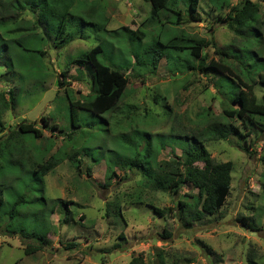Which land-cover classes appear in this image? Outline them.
Instances as JSON below:
<instances>
[{"label": "rangeland", "instance_id": "rangeland-1", "mask_svg": "<svg viewBox=\"0 0 264 264\" xmlns=\"http://www.w3.org/2000/svg\"><path fill=\"white\" fill-rule=\"evenodd\" d=\"M4 1L3 7L8 2ZM80 1L84 2V12L76 11L87 22L79 25L81 31L61 48L49 44L41 29L40 35L34 34L26 23L32 16L21 11L23 8L13 12L8 9L6 15L0 12V45L5 47L0 52V92L6 97L9 89L22 94L15 108L0 114L4 126L0 138L21 120L35 122L43 131L41 139L31 132L21 133L0 146V193L5 209L9 210L14 199L24 193L25 202L19 210L27 214L14 217L12 223L32 232L31 236H23L7 231L5 222L10 218L6 215L0 225V264H128L139 255L142 264H264V117L260 119L263 129L259 125L242 128L243 132L250 129L246 137L228 135L225 139L205 140L216 160L232 162L230 192L217 212L193 221L190 227L183 226L172 211L160 217L146 204L174 207L185 193L197 192L189 183L179 193L171 194L144 184L146 179L137 167L117 166L114 175L109 179L105 176L111 158L124 157L127 149L132 154L136 145L142 152L149 147L159 150L158 160L174 155L183 157L189 141L186 134L192 128H200L204 117L222 120L226 117L222 110L236 106L227 94L237 91L236 84L212 69L201 72L192 68L197 60L188 55L187 48L171 58L163 56L155 69L143 64L134 68L136 57L132 51L141 52V43L145 45L157 38L165 42L175 37L176 42L187 45L190 41L179 37L195 34L221 48L233 43L227 48L235 52L236 59L222 56L212 45L205 48L208 59L233 62L244 79L256 78L258 72L264 71V0H250L257 6L258 21L253 28L244 27L242 34L214 18L221 5L223 15L233 14L232 7L241 8L246 0H197L202 19L183 21L180 26L157 20L148 22L147 0ZM169 7L181 8L183 17H188L189 0H170ZM175 16L172 10L164 9L159 19L165 22L166 17ZM91 22L102 23L108 31L95 30ZM23 25L22 29L17 28ZM77 27L72 25L70 30ZM137 27L145 30L142 39L132 33ZM39 36L42 39H37ZM96 44L103 47L100 59L105 63L124 68L130 60V67L125 69L129 83L110 111L94 114L77 108L80 127L75 128L71 125L69 100L91 93L92 71L88 66H73L67 69L65 78L60 72L71 57ZM40 46L46 50L44 58L31 51ZM8 59L19 62L31 76L36 75L43 59L42 70L47 74L35 81L25 80L17 67L5 64ZM63 78L66 83L60 85ZM65 87L69 90L64 91ZM254 91L260 99L264 84L256 83ZM47 115L52 120L47 119L49 125H43L41 117ZM54 123L57 127L51 129ZM47 138L54 141L52 151L57 147L81 150L84 162L79 174L67 159L61 161L44 177L46 203L42 199L31 202L40 195L39 184L32 179L33 172L26 161L23 168L19 164L9 166V146L12 144L16 153L35 148V158L40 159L37 145L46 143ZM28 154L32 159V153ZM86 166L90 175L85 172ZM54 198L72 202L59 204L48 218L46 211L34 214V210L48 207ZM65 211L66 221H62ZM243 218L248 224H244ZM49 223L51 228L41 248L25 253L26 247L38 245L37 234ZM71 242L75 245L69 246Z\"/></svg>", "mask_w": 264, "mask_h": 264}, {"label": "trees", "instance_id": "trees-1", "mask_svg": "<svg viewBox=\"0 0 264 264\" xmlns=\"http://www.w3.org/2000/svg\"><path fill=\"white\" fill-rule=\"evenodd\" d=\"M7 1V5L3 7V4L6 3L4 0H0L1 14L6 15L5 13L8 9H11V12H13L16 9L23 8L21 11H27L32 16L31 20H27L26 23L29 27L34 29V34L37 36L40 35L38 30L41 29L45 32L49 44H52V46L56 48H61L66 45V43L77 34V32L81 31L79 25L87 22L84 20L85 18L80 16V13L77 12L83 11L84 8V2H81L80 0H25L23 3L17 5L12 3L13 0ZM147 1L150 2L149 15L147 17L148 22L157 20L161 24L169 22L176 26H180L183 21H197L202 19L201 15L198 14L197 0H189V10L187 11L188 17L186 18L183 17L181 8L169 7L170 0ZM222 2H225V0ZM246 4L248 5L246 6ZM164 9L172 10L176 16L172 19L166 17L165 22H163V18L159 19V17ZM232 10H234L233 14L228 12V14L226 13L223 15L221 5L220 13L214 19L216 21H225L226 25L237 34H242L241 32L244 30L243 28L246 26L253 28L258 21L257 6L250 2V0H246L244 6L241 8L232 7ZM91 23L95 30L103 29L108 31L106 26H103L102 23H99L100 25H97L96 22ZM72 25L78 26L77 29L71 31L70 27ZM23 27L24 25L17 28L22 29ZM123 27L125 28V26ZM139 28L137 27L132 33L139 39H142L145 35V30ZM250 31L252 32L253 30ZM249 33L248 35H250ZM179 38H181L180 40L185 39L186 41H190V44L183 45L182 43L176 42L175 37L165 42H162L157 38L152 39V42L145 45L141 43L138 46V48L141 49V52L137 49L132 51L133 55L136 57V63L133 67L135 68V66L143 64L146 66L149 65L152 69H155L163 56L171 58L174 54L178 55L180 53L179 51L187 48L188 55L197 60V64L192 65V68H196L201 72L207 69H212L219 72L222 77H226L232 83L236 84L238 88L237 91H228L227 93L230 102L236 104V106L228 109L224 108L222 112L226 117L222 120H213L204 117L200 128H192L190 133L186 134L189 141L185 146L183 157L174 155L158 160L157 154L159 150L149 147L146 149V152H142L136 149V145L135 151L132 154H130L127 149V155H124V157L118 156L115 160H112L111 158V161L106 165L105 176L109 179L114 175L117 166L129 168L137 167L141 170L146 179L144 184H150L161 191H167L171 194L179 193L181 188L186 183H189L192 188L197 189V192L195 194L192 192L185 193L177 199L174 207H157L148 202L146 204L151 206L154 213L160 217H164L167 212L172 211L183 226L190 227L193 221L201 220L205 216L217 212L223 206L230 192L232 162L229 160H216L207 149L205 140L225 139L228 135H235L240 138L246 137L250 129H248L247 132H243L242 128L249 127V125H259L260 128L263 129L262 121H260V119L264 117V93H262L261 98L259 99L254 91V86L256 83L264 84V71L258 72L256 78L247 80L240 75V72H238L236 68H234L232 65L233 62H228L224 59H208L205 48L210 45H212L214 50L222 56L227 58L233 57L236 59L235 52L227 48L228 46L233 45V43H230V45L227 44L226 47L221 48L217 46L214 41L195 34H182ZM37 39L40 40L42 38L39 36ZM44 46L31 48V51L37 52L41 58H44L46 55ZM4 48V45H0V52L1 50H4ZM166 49L169 50L168 53H165ZM102 52L103 47L101 44L89 47L81 51L78 55L71 57L66 64V68L62 69L60 72L65 78L67 75V69H70L73 66H88L92 71L91 93L84 96L82 99L76 98L75 100H69L72 127H80L77 108L91 111L94 114L110 111L116 107L118 100L127 88L129 76L125 69L130 67V60L127 59L126 67L119 68L112 63L108 64L103 62L100 59ZM5 53L7 54V51ZM17 55L19 56L20 53L17 52ZM6 63L10 66L17 67L19 73L25 80L35 81L47 74L42 70L43 68L45 69L43 59L39 61L35 76H31L28 71L24 70L19 62L15 64L14 61L8 59L5 64ZM64 78L59 80L60 85L66 83ZM64 89V91H66L68 88L65 87ZM8 94L9 96L6 97L3 92H0V114L9 108H15L20 103L22 94H20L19 90L15 93L13 90L9 89ZM41 119L44 122L43 125H49L47 119L52 120L48 115L42 116ZM56 127V123L50 125L51 129ZM9 129L8 134L1 136L0 146L4 140L9 141V139L13 137L18 138L21 133L31 132L35 138L39 139L43 136L42 129L35 125V122L21 120L16 125V128L10 127ZM59 129L62 130L61 128ZM3 130L4 126L0 120V131ZM45 140L46 139L44 138V141ZM43 143L42 145H37V148L40 151V159L35 158V148L25 149L26 151L22 150L20 153H16L13 145L11 144L9 146V150H12L10 158L8 159L9 166L14 167L19 164L23 168L26 161L28 163L26 165H28L33 172L32 179L39 184L40 195L35 196L31 202L36 199H42L40 201L46 203L47 198L45 199L43 197L45 188L44 177L50 171H53L61 161L67 159L79 174H81L84 162L80 156L81 150L79 149L71 148V150H66L62 147H57L52 151L54 145L52 139L47 138V142ZM29 152L32 153V159L28 154ZM262 161L264 163V156H262ZM198 163H202L203 165L199 166ZM0 167H3V165L0 164ZM85 172L87 175H90L89 166H86ZM50 201L51 203L48 207L45 206L43 209L39 208L34 210V214L41 215L46 211V217H49L50 214L55 212L56 207L59 204L66 205L67 203L69 204L72 202V200L64 201L60 198H54ZM4 202V197L0 193V225L4 222V218L7 215L10 218L9 222H5V229L7 231L14 233L19 232L23 236H31L32 232H26L24 227H16L15 224L12 223L14 217H21V215L23 216L27 214V211L20 212L19 210V205L25 202L24 193L19 194V196L14 199L9 210L5 209ZM138 202H140V200H138ZM65 209L67 210V207H65ZM117 211L118 214L121 215V210L119 208H117ZM66 214L65 211L62 221H66ZM242 220L244 224H248V222L246 223L245 218ZM45 226L46 229L37 234V238L39 239L38 245L29 248L26 247L24 249L25 253L36 251L41 248V243L46 241L45 234L50 230L51 223L46 224ZM252 227L253 226H251V228ZM164 234L169 235L167 231H165ZM68 245L72 246L75 244L71 242ZM141 257L142 256L139 255L138 257L132 258L128 264H142L143 260Z\"/></svg>", "mask_w": 264, "mask_h": 264}]
</instances>
